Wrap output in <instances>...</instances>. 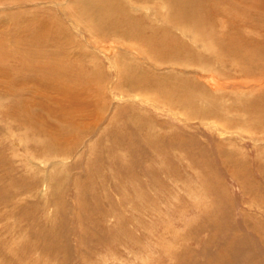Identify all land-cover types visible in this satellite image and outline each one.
<instances>
[{"label": "rangeland", "instance_id": "1", "mask_svg": "<svg viewBox=\"0 0 264 264\" xmlns=\"http://www.w3.org/2000/svg\"><path fill=\"white\" fill-rule=\"evenodd\" d=\"M143 1L0 0V69L6 75L8 71L23 78L56 63V67L69 68L66 73L73 78L89 73L91 90L104 84L105 93L98 99L92 97L95 123L88 120L75 146L59 158L47 155L42 144L37 146L33 132H28V146L16 145L13 139L25 134L27 124L21 119L9 121L8 104L1 106L0 264H247L246 260L264 264V120L260 117H264V55L252 58L241 50L243 62L238 63L245 78L240 70L224 67L235 78L221 77L224 90L214 92L198 66L180 67L169 55L151 54L155 47L185 50L186 43L191 48L193 39L168 33L161 0L159 4ZM216 10L213 30L217 37L239 34L248 49L251 41L264 44V0H222ZM126 18L142 38L154 39L153 46L131 42L128 34L134 33ZM113 24L118 33L107 38L105 30ZM164 32L168 34L162 36ZM248 60L252 61L247 64ZM213 65V75L222 72L218 62ZM177 90L196 91L204 101L185 94L183 105L181 96L172 93ZM205 91L216 105L223 103V116L202 119L212 105ZM237 99L258 100L261 109L245 112ZM185 108L199 112L186 117ZM226 118L230 121L223 124ZM179 150L188 152L191 161L186 154L182 158ZM40 157L50 162V179L48 168L43 173V164L38 163V159L43 161ZM61 161L68 169L63 175L65 189L81 182L87 213H92L88 220L82 215L85 227L80 225L81 230L77 229L74 195L63 198L64 216L59 211L56 215L45 201ZM130 167L135 174L122 176ZM239 186H244L245 196ZM141 188L152 195L156 211L152 225V217L145 219L147 226L138 232L134 224L143 214ZM165 189L171 190L169 200L162 197ZM116 229L122 238L113 245L110 238ZM147 247H152L149 252Z\"/></svg>", "mask_w": 264, "mask_h": 264}, {"label": "bare ground", "instance_id": "2", "mask_svg": "<svg viewBox=\"0 0 264 264\" xmlns=\"http://www.w3.org/2000/svg\"><path fill=\"white\" fill-rule=\"evenodd\" d=\"M157 1H158L157 3L159 4V0H157ZM161 1H160V5H162L161 11L163 10V13L160 10L159 11L162 13V15H164V22L167 25L166 29L169 30L168 33L175 31L178 35H180L181 38H182V36L191 37L193 39V42H192L193 47H191V48L187 47L186 43L183 44L185 50H183V49L182 50H176V48L169 47V46H168L169 48L167 47L168 50L164 49L163 47H162L163 49L160 47L158 49H156V47H155L154 49H156V50L153 49L151 51V54L154 56H157V58H160V57L164 58V55L165 56L169 55L170 59L169 58L168 59L172 60V61L179 62L178 65L180 67L185 68V67H187V65H192V64L194 66H198V68L201 69L200 73H202L201 74L202 78L207 79L206 80V86H209L210 90H212L214 92L215 91L217 92L219 90H221V91L224 90V87L222 86V83H221L222 80L220 79L223 76H226L228 78H235L233 73L230 72L229 70L224 71L223 70L224 67H225L224 69L227 68V69H230L232 71H235V70L241 71L239 63H238V62H243L241 50L243 52L247 51L246 54H249V53L252 54L253 55L252 58L261 57L264 55V44L261 42L256 43V42L251 41L250 43H251L252 47L250 49H248L245 47L246 41H244L242 36H239V34H236L235 38H227V39H222V36L221 37L216 36L215 30H213L215 27L214 21L216 19V15H217L216 12H219V10H216V5H221L222 0H161ZM143 2H145V1H143ZM147 4H148V2H147ZM153 4H155V2H153ZM262 18L264 19V16H262ZM125 22L127 23V26L130 28V30H132L131 32L134 33V34H131V33L128 34V35H131L130 39H132L131 42L134 43V45L137 46L138 43H145V44L151 45V43L154 42V39L150 40V38L149 39L148 38L147 39L142 38L141 33L139 31H135L134 28H136V27L133 25V23L131 24L132 21H130L129 18H126ZM112 27L113 28H109V29L107 28V30H105L107 38H108V35L111 33H113V34L116 32L118 33V28L116 27V25L113 24ZM136 29H138V28H136ZM168 33L164 32V33H162V36H166L165 34H168ZM180 41H181V39H180ZM35 44H37V43L34 42V44H31V45L35 46ZM151 46H153V45H151ZM160 46H162V45H160ZM42 47L40 46V48H42ZM37 48H39V46ZM201 51L203 53H201ZM208 55H212V57H208ZM42 57H44V56H42ZM36 58H37V56H36ZM39 58H41V57H39ZM152 58H153V56H152ZM32 60H34V59L32 58L31 61ZM42 60H45V59H42ZM212 61L218 62V64H220L219 68H220V71H222V72L219 73L218 75L216 73L217 76L213 75L214 74L213 72L215 70V66L213 65L214 62L212 63ZM249 61L251 62L252 60H248L247 64H249ZM45 62L48 63V61H45ZM180 62L182 63L181 65H180ZM55 64L51 65V66H48L49 64H45L47 66H45V67L43 66L42 68L40 67V69H38V70L35 69L36 71L29 72L24 77L22 76L23 78H21L18 75H13V76L11 74L9 75L8 71H7V75H6L5 70L0 69V104H2V105H0V109H1V106H4V105L6 106L8 104L9 107H6V109H7L6 113L8 116V120L11 121L12 123H15V122H17V120L21 119L22 121H24L27 124V125H25L26 126L25 134L22 133L21 137L18 135L20 137V138L18 137V140L17 139L14 140L15 138L13 139V142L16 145H18V146L19 145H22V146L25 145L24 147L28 146V143L30 142L29 138H28V132H33L37 138V142H38L37 146L43 145L45 147V149H44L45 152L50 153L47 155L55 157V158H59L58 155L64 154V153L66 154L67 150L69 151L72 147L75 146V144L78 142V139H79V135H78L79 131H82L83 128L86 129L88 127V123H87L88 120H89L90 124L95 123V121L97 119H96V115L94 114V111L92 109L95 110L96 105L95 106L90 105V103H91V101H93V98H92L93 95L95 96V98L98 99V98H101L102 96H104L105 93H104V88H103L104 84H102L100 86H96L94 88V90H91L90 86L92 83L89 81V73H86L85 76L84 75L83 76L78 75V76L73 78L71 75L69 76L67 74V73H69V71L66 73L67 69H69V68L63 69L62 67H56ZM116 71L118 73V68H116ZM247 71H249V70H247ZM241 73L243 75L242 71H241ZM72 75L74 76V74H72ZM85 77H87L86 80H85ZM243 78H245L244 75H243ZM219 80H221V81H219ZM225 84H227V83H225ZM232 86H233V84H232ZM173 87H175V86H173ZM177 88H179V87H177ZM225 88H228V86H226ZM241 88L249 89L248 87H241ZM92 91H93V93H92ZM182 91L183 90H177V91L172 92V93L174 95H180L181 96V103L183 105L186 104L185 102H183L184 99L186 98L185 94L193 95V99L197 98V99H200L201 101H204L203 97H200L199 95H198L199 97L197 96L196 91H195V93H191V94L186 93L184 91L182 92ZM197 91H199V90H197ZM249 91H251V89H249ZM205 92L207 93L206 95L210 100L209 104H212V105H211L210 109L208 110V112L202 113V115L205 116L202 119L206 120V117L210 116V115H212L214 117H216L218 114L223 116V114H224L223 113V111H224L223 103H221V101H220L221 105L220 104L216 105V102L213 99L214 97L211 95V93H209L208 91H205ZM246 92H247V90H246ZM212 94H214V93H212ZM237 100H238L237 103L239 102L240 107L245 112L250 111L249 113H251V111H253V112L256 111V113H257L258 109H261V107L258 105V103H259L258 100L250 101V102L241 101L240 99H237ZM213 102H215V103H213ZM99 103H100L99 109L101 111L100 113H102L103 109H102L101 104L103 105V102L99 101ZM235 103H234V105H235ZM204 108H205V106H204ZM188 109H190V108H188ZM194 111H197V113H195V116H196L199 112L196 108H192L191 111L189 110V112H186V108H185V109H183V116L185 115L186 117H193V116H191V112H194ZM96 114H99V113L96 112ZM252 115L254 116V114H252ZM99 117H100V115H98V118ZM254 117H255V119H256V117L259 118V115L254 116ZM260 117L264 120L263 116H260ZM232 120L233 119H231V121ZM229 121H230V119L228 120L226 118L223 121V124H227V123H229ZM263 126H264V123H263ZM224 135H225V133H224ZM41 139H43V143L41 142ZM111 139L113 142L116 141V139L114 137H112ZM40 144H42V145H40ZM178 154L182 158H185L184 154H186V152L179 150ZM188 154L189 153L187 152L186 157L189 158ZM35 157H38V156H35ZM40 158L43 161L38 159L39 162L38 161L37 162L43 164V171H44L43 173H45V169L48 168L47 176H48V179H50V177H51V172L49 170V163L50 162L49 163L45 162V161H47L46 158H43V157H40ZM189 160L191 161L190 158H189ZM27 164L28 163H26V165ZM66 164L67 163H65V165H63L62 161H61L58 169L55 172V174L52 173V175L54 174L52 177L53 185L51 187V191L47 192L45 201L50 207H53L55 209L56 215H58L59 212L61 214V213H64L66 211L65 201L63 199L65 194H68V195L72 194L71 196L74 195L75 199L74 198H72V199L76 200L75 201L76 206H78V209L76 208L77 209L76 216H78L76 222L78 223L77 229L79 230L80 225L85 227L83 225L84 221L82 220V215L85 214V219L88 220L90 214L92 215V213H89V212L87 213V210H86L87 207H86L85 200H84L85 191L82 188L81 182H76V181H75V183L72 182L69 185H67V187L65 189L66 177H63V175L65 176L64 172L66 170L68 171V169L66 168ZM189 164H190V166H192L191 163H189ZM236 165H239L240 167L244 168L241 165V163H236ZM87 167H85L86 170L88 169ZM29 168H31V167H29ZM133 174H135V170H133V168L130 167V168L126 169V174H123L122 176H124V175H132L133 176ZM236 174L238 175L239 171ZM244 178H246L245 182H247V176ZM261 178L263 179V182H264V177L262 175H261ZM136 179L138 180V178H136ZM248 179H250V178H248ZM129 180H130V178H129ZM67 184H68V181H67ZM138 185L139 184H137V187H138ZM142 186L143 185H141V187ZM164 186H166V188H167V185H164ZM187 186H189V185H187ZM239 187L244 193L243 196H245L246 193H245L244 186H243V188H241V186H239ZM147 188H149V187H147ZM169 190L168 191H167V189L164 190V193L162 195V197H164L163 199L169 200V198H168L169 194H170L169 192L171 191V190L170 191ZM69 191L71 193H69ZM147 191H149V190H147ZM140 194L143 195L142 198L140 197L141 201H142V202H140V204L142 203L140 206L141 207L140 213L142 212L143 214H140L141 217L138 219L137 223L134 224L135 226L137 225L138 232H142L141 230H144V227H143L144 225L147 226V224L144 223L145 219H146V221H150L149 219L152 217V221H151V225H152L153 216L155 215V211H156V207H154L155 203H154V201H152V195L151 196L148 195L150 193L143 191V188H141ZM137 196H139V195H137ZM68 197H70V196H68ZM172 198H173V196H172ZM146 199H149V201L145 202ZM119 200H121V199H119ZM140 204H138V206ZM137 209H138V207H137ZM135 213H136V211H135ZM87 214H88V216H87ZM62 216H64V215H62ZM138 217H139V213H138ZM178 217H179V215H178ZM90 220H92V219H90ZM171 223H173V222H171ZM252 229H254V228L252 227ZM249 232H252V231L249 230ZM112 234H111V236H112ZM235 234H233V235H235ZM128 236H130V235H128ZM236 236H238V235L236 234ZM92 238H93V236H92ZM120 238H122V236L118 233V229H116L115 234L113 236V239L110 238L111 244H113V242H115V243L119 242ZM87 241H86V243H87ZM82 242H83V240H82ZM102 242L107 243V241H105V240L99 241V243H102ZM83 243L85 244V242H83ZM149 243H152V242H149ZM153 245H154V243H153ZM230 245H232V244H230ZM238 245H240V244H238ZM239 247L240 246H238L237 248H239ZM147 248L149 249L148 250V252H149L150 248H152V247H150V248L147 247ZM233 248H236V246ZM237 248H236V250H237ZM241 248L242 247H240V249ZM249 248H251V247L249 246ZM48 249H49V247H48ZM155 250H156V248H155ZM155 250H154V252H155ZM166 251H168V250H166ZM152 252L153 251H151L150 253H147L148 257H149V254H151ZM235 254L236 253H234L233 255H235ZM243 254H241V256ZM248 254L250 255L251 253L248 252ZM162 255H164V254H162ZM244 256H245V254H244ZM244 256H242V258L246 259V257H244ZM110 260H111V258H110ZM146 260L147 259H145V261ZM135 261H136V259H135ZM148 261H150V260H148ZM246 261L248 263H250V261H248V260H246ZM246 261H245V263H247ZM141 262L142 261H140V263ZM117 264H118V261H117ZM125 264H127V263H125ZM207 264H216V261L209 262Z\"/></svg>", "mask_w": 264, "mask_h": 264}]
</instances>
